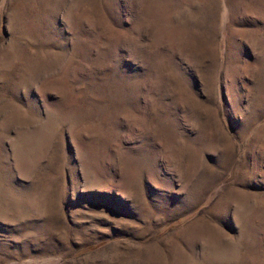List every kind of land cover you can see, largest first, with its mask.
I'll use <instances>...</instances> for the list:
<instances>
[{
	"label": "rangeland",
	"instance_id": "1",
	"mask_svg": "<svg viewBox=\"0 0 264 264\" xmlns=\"http://www.w3.org/2000/svg\"><path fill=\"white\" fill-rule=\"evenodd\" d=\"M0 264H264V0H0Z\"/></svg>",
	"mask_w": 264,
	"mask_h": 264
}]
</instances>
